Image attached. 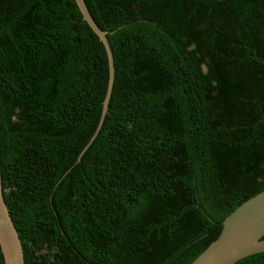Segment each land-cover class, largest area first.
<instances>
[{"label": "trees", "instance_id": "trees-1", "mask_svg": "<svg viewBox=\"0 0 264 264\" xmlns=\"http://www.w3.org/2000/svg\"><path fill=\"white\" fill-rule=\"evenodd\" d=\"M82 2L111 55L102 117L108 58L75 1L0 0L23 264H190L264 190V0Z\"/></svg>", "mask_w": 264, "mask_h": 264}, {"label": "water", "instance_id": "water-1", "mask_svg": "<svg viewBox=\"0 0 264 264\" xmlns=\"http://www.w3.org/2000/svg\"><path fill=\"white\" fill-rule=\"evenodd\" d=\"M83 20L103 43L107 58L109 77L106 96L103 101L101 117L112 82V62L109 47L104 38L105 32L99 31L90 19L82 0H74ZM264 190L248 198L221 224V230L213 240L190 264H234L236 261L264 251ZM0 252L3 264H23L22 250L18 236L13 228L3 203L0 187Z\"/></svg>", "mask_w": 264, "mask_h": 264}]
</instances>
